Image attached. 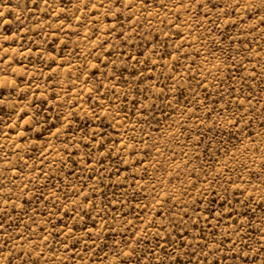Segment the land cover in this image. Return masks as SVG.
Wrapping results in <instances>:
<instances>
[{
  "label": "rangeland",
  "instance_id": "374dc122",
  "mask_svg": "<svg viewBox=\"0 0 264 264\" xmlns=\"http://www.w3.org/2000/svg\"><path fill=\"white\" fill-rule=\"evenodd\" d=\"M0 264H264V0H0Z\"/></svg>",
  "mask_w": 264,
  "mask_h": 264
}]
</instances>
